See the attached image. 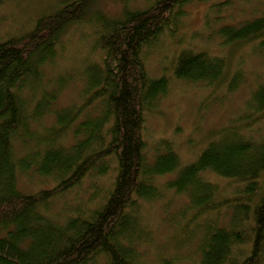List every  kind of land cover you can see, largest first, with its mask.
<instances>
[{
	"label": "trees",
	"instance_id": "trees-1",
	"mask_svg": "<svg viewBox=\"0 0 264 264\" xmlns=\"http://www.w3.org/2000/svg\"><path fill=\"white\" fill-rule=\"evenodd\" d=\"M188 1L114 18L68 0L0 39V264H264V79L191 162L144 137L173 80L226 91L243 80L226 57L178 52ZM76 28L90 32L72 51ZM216 33L264 56V10ZM163 36L173 57L155 77L147 59ZM22 176L41 180L23 191ZM170 194L182 197L175 210ZM156 200L158 223L142 217Z\"/></svg>",
	"mask_w": 264,
	"mask_h": 264
},
{
	"label": "rangeland",
	"instance_id": "rangeland-1",
	"mask_svg": "<svg viewBox=\"0 0 264 264\" xmlns=\"http://www.w3.org/2000/svg\"><path fill=\"white\" fill-rule=\"evenodd\" d=\"M64 1L68 0H0V39L8 34H21L29 29L30 25L26 24L28 19L58 7ZM148 1L93 0L92 9L98 8L117 18L124 9L146 8ZM263 10L264 0H189L183 4L176 28L175 41L182 39L178 52L186 48H192L194 52L204 49L210 55L226 57L231 63L229 70H241L243 80L233 91L212 89L202 82L173 80L167 93L155 104L154 111L145 114L144 137L149 151L165 140L178 153L182 163L191 162L214 138L215 130L226 125L241 111L258 80L264 79V56L255 54L251 44L222 46L216 32L222 25H238L259 17ZM86 31L90 32L87 28L74 29L73 37L68 38L67 49L73 51L80 48ZM161 43V46L150 52L147 59V69L155 77L163 73L164 67L173 57L172 40L163 36ZM65 96L61 99L63 102L67 99ZM205 176L219 182L212 174ZM40 180L22 176L18 185L23 191H32ZM167 198L172 201L170 210H175L183 202L182 197L177 195L170 194ZM154 203L152 207H143L142 217L145 220L149 217V221H152L153 216L158 223L163 219L162 200ZM166 233L161 231L156 236L163 239Z\"/></svg>",
	"mask_w": 264,
	"mask_h": 264
}]
</instances>
